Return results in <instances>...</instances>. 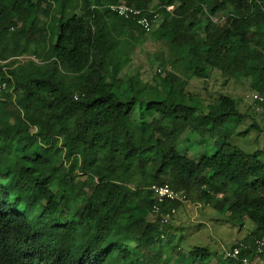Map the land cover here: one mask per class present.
Returning a JSON list of instances; mask_svg holds the SVG:
<instances>
[{
	"label": "trees",
	"instance_id": "obj_1",
	"mask_svg": "<svg viewBox=\"0 0 264 264\" xmlns=\"http://www.w3.org/2000/svg\"><path fill=\"white\" fill-rule=\"evenodd\" d=\"M153 1L0 0V75L12 90L0 99V264H258L264 257V243L260 251L256 244L264 238L263 152L236 149L224 132L247 114L229 95L206 104L187 91L189 79L219 74L264 97V0H156L150 36L137 17L106 8L150 11ZM148 40L154 52L143 48ZM136 51L167 72L149 78L155 89L134 81ZM122 71L128 77L120 82ZM183 135L212 153L193 161L179 151ZM165 184L231 224L253 223L229 250L244 245L236 258L194 246L187 261L179 245L162 243L172 241L166 229L183 205L153 213L150 188Z\"/></svg>",
	"mask_w": 264,
	"mask_h": 264
},
{
	"label": "rangeland",
	"instance_id": "obj_2",
	"mask_svg": "<svg viewBox=\"0 0 264 264\" xmlns=\"http://www.w3.org/2000/svg\"><path fill=\"white\" fill-rule=\"evenodd\" d=\"M156 2L157 1L154 0L148 10L153 11ZM7 4L10 5L11 3ZM212 19L214 23H216V20L221 21L222 18L214 17ZM43 25L44 23L42 21L36 22V27L38 28H42ZM148 36H150V33H148ZM154 43L153 40H148L143 48L148 52H154ZM138 52H135L136 59L132 64L133 71H136L137 73L133 76V79L141 87L155 89V84L151 83L149 78L155 74L160 75L162 78L167 72H159V67L156 64H150L144 60L142 54L140 55V52ZM25 59L26 57L22 58V60ZM167 71L170 70L167 69ZM127 77L128 75L126 72L122 71L121 76L119 77L121 80L119 81L126 80ZM225 81L226 79L222 78L219 74H214L211 79L207 81L189 79L187 91L198 96L200 100L204 101L206 104L215 100L219 94L229 95L234 98L238 103L239 112L241 114H247V117L236 126L232 133L230 131H224L229 137L227 143L248 154L254 153L258 150L262 151L263 154L258 159L264 164V111L259 114L253 111L246 98L250 93L246 83H238L231 80L226 84ZM132 115L135 123L138 126H141L140 121H138V113L136 110ZM148 120H150V118ZM179 145V151L186 154L193 161H197L204 153L211 154L213 150L212 147H207L205 144H202L198 137L186 141L183 135L179 140ZM9 178L15 180V174H9ZM244 187L248 188V186ZM199 210L200 209L197 210L189 204L179 206L177 214L171 222V226L166 229V235L171 236L172 241L167 239V236L164 238L162 237V243L164 244L170 245V242H172L175 245H179V250L185 255V257H187V261L190 259V257L187 256V252L194 246H202L203 248L211 252H216L219 256L223 257L229 252L233 244L242 241L254 231L253 223L246 219L243 220L242 225H234L227 222L220 213L214 211L210 207ZM261 241L264 243V238H262ZM177 251L178 249L176 252ZM176 252L169 251L172 262L176 261L178 258ZM262 261H264V257L258 262ZM211 264L220 263L212 259Z\"/></svg>",
	"mask_w": 264,
	"mask_h": 264
},
{
	"label": "built area",
	"instance_id": "obj_3",
	"mask_svg": "<svg viewBox=\"0 0 264 264\" xmlns=\"http://www.w3.org/2000/svg\"><path fill=\"white\" fill-rule=\"evenodd\" d=\"M106 8H108L109 11H111L112 13H115L125 19H128L131 16L137 17L136 25L142 30L146 31L147 33H149L152 30L153 25H155V22L158 19V16L156 15L155 11L136 10L122 3L111 4V5H108ZM173 9H174L173 6L167 7L166 11L168 13H172ZM143 12H148L149 14L153 15L152 20H149L146 16H142ZM215 22L217 23L219 22V20H216ZM18 59H22V58H18ZM5 63L6 62L0 61V65H4ZM5 70L6 68H3L4 72ZM3 78L4 77L0 75V99L1 100H4L3 96L7 92H9L12 95V90L8 91V83ZM246 98L249 101V104L255 113L259 114L264 111V97L263 96L255 92H250L246 96ZM150 190L153 193L154 200H156V204L153 206V213L155 214H158L160 212V205L175 202V201H178L186 205L188 204L192 205L197 210L201 208L200 204L190 203L184 196H181L178 193L172 191L167 184L161 185V186H152ZM171 214H175V209H172L169 213L164 214L162 216V220L166 222L170 218ZM256 244L258 246V250L260 251V248L262 247L263 242L257 241ZM243 247L244 245L240 244L239 247H235L232 249V251L228 252L226 256L229 258H236L239 254L240 249ZM244 263L248 264V261L246 260L244 261ZM258 264H264V261Z\"/></svg>",
	"mask_w": 264,
	"mask_h": 264
}]
</instances>
